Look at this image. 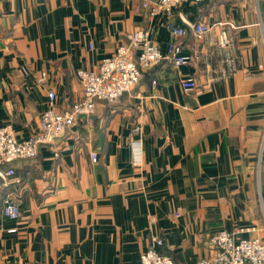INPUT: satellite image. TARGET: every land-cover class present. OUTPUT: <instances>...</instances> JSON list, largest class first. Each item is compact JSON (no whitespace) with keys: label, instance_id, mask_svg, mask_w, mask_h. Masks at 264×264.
Masks as SVG:
<instances>
[{"label":"crops","instance_id":"1","mask_svg":"<svg viewBox=\"0 0 264 264\" xmlns=\"http://www.w3.org/2000/svg\"><path fill=\"white\" fill-rule=\"evenodd\" d=\"M171 17L212 26L176 40L188 63L164 59L99 101L94 123L76 122L0 177V264H141L155 236L175 264H195L222 229L264 237V0H205ZM166 21L143 0H0V127L34 135L49 91L69 107L82 96L77 71L130 32L150 29L167 53ZM9 196L16 220L2 210Z\"/></svg>","mask_w":264,"mask_h":264},{"label":"built area","instance_id":"2","mask_svg":"<svg viewBox=\"0 0 264 264\" xmlns=\"http://www.w3.org/2000/svg\"><path fill=\"white\" fill-rule=\"evenodd\" d=\"M205 0H143L150 7L152 15L162 14L174 41L169 43L167 53L153 38L150 29L140 28L127 35L126 42L119 44L116 50L104 58L95 69H79L76 73L82 87V96L69 107L61 109L56 102V93L49 91L46 107L40 115L39 130L26 139H19L11 124L0 127V175L2 178L16 174L9 166L15 160L31 159L38 155L40 147L51 144L62 136L76 122L85 120L94 123L96 107L99 101L114 102L123 94L140 84L144 72L160 64L164 59L171 60L175 66H181L191 60L189 54L182 52L178 44L186 29L173 25L168 19L177 8L185 4H199ZM197 39H202L212 26L205 22H187ZM230 41L227 33L221 35L222 45ZM152 83L157 84V79ZM182 87L189 92L197 87L196 81L188 78L182 81ZM137 133L140 128L134 129ZM139 146V141H134ZM93 161L98 160L97 152H91ZM6 217L16 220L21 215V207L11 196L2 206ZM11 231H15L12 229ZM165 241L155 236L151 246L142 253L141 264H175L174 259L162 251ZM214 254L199 259L195 264H264V237L240 236L239 232L222 229L210 238Z\"/></svg>","mask_w":264,"mask_h":264},{"label":"water","instance_id":"3","mask_svg":"<svg viewBox=\"0 0 264 264\" xmlns=\"http://www.w3.org/2000/svg\"><path fill=\"white\" fill-rule=\"evenodd\" d=\"M169 21L173 24V25H175V26H177V27H183V28H185L186 29V34L184 35V37H186L189 33H191L192 34V29H191V27L189 26V24L188 23H186L185 25H179V24H176L173 20H172V17L170 16L169 17ZM178 44H182V41H180V42H178ZM0 177H2L1 175H0Z\"/></svg>","mask_w":264,"mask_h":264}]
</instances>
